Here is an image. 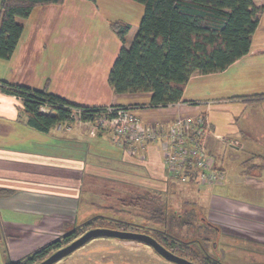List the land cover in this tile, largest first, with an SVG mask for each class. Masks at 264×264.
Listing matches in <instances>:
<instances>
[{
  "label": "crops",
  "instance_id": "0c3cea01",
  "mask_svg": "<svg viewBox=\"0 0 264 264\" xmlns=\"http://www.w3.org/2000/svg\"><path fill=\"white\" fill-rule=\"evenodd\" d=\"M99 1L66 0L61 5L35 8L29 18L19 21L24 26V32L11 59H0V80L41 91L46 89L48 93L83 107L134 106L130 108L131 111L145 124H170L181 114H203L213 131L207 142L212 164L223 173L217 190L221 188L220 192H223L226 185L237 186L251 199L244 202L228 195L209 197L210 217L221 224L219 227L225 235L244 237L264 245V163H259L264 160V153L251 152L250 157L240 163L238 173L231 171L221 152L223 147H230L228 143L236 142L237 147H230L235 151L230 160L235 163L241 160L236 155L239 149L249 144L264 145V100L256 103L244 101L247 97L264 95V38L257 39L263 15L248 55L223 72L195 75L187 83L200 82L201 88L215 83L219 90L211 88L209 91L206 88L203 99L201 94L184 91L180 104L151 109L148 106L151 93L116 94L109 84L112 66L121 48L129 47L136 35L137 31H133L135 27L139 28L144 7L136 10V24L124 14L117 16L116 21L131 26L126 43H122L112 30V20L106 14L100 20L105 29L98 40L94 39L92 27L98 20ZM108 1L131 5L134 2ZM260 1L264 2H257ZM257 2V6H264V3L258 5ZM86 20L90 23L91 31L83 35L81 28ZM217 91L225 96L221 98L226 99L225 103H214ZM142 98L146 100H138ZM191 102L199 106L189 105ZM20 107V99L0 89V188L15 191L9 197H0L1 215H13L21 208H29V212L44 214L37 220L42 227L51 224V229H63L79 218L78 213L75 219L71 218L69 212L74 205L80 208L81 193L92 192L106 181L114 183V179L108 177L106 180L100 172L113 174L116 171L122 176L130 174L138 178L144 174L137 166L138 161L132 160L134 163L131 165L129 161L124 162L128 156L113 141L110 132L96 135L95 132L91 133L92 129L86 130L87 127L84 129L85 126L78 125L71 132L54 128L49 134H43L29 127L24 119L18 118ZM80 146H88V151L75 153L76 147ZM159 146V143L152 144L147 152V171H153L157 179L165 176ZM120 151L124 152L125 157H121ZM214 186L202 187L193 182L189 188L207 191ZM7 222L16 224L11 220ZM21 240L23 242L16 245L19 252L41 247L44 243L39 237L27 242L24 238Z\"/></svg>",
  "mask_w": 264,
  "mask_h": 264
},
{
  "label": "trees",
  "instance_id": "16d2710c",
  "mask_svg": "<svg viewBox=\"0 0 264 264\" xmlns=\"http://www.w3.org/2000/svg\"><path fill=\"white\" fill-rule=\"evenodd\" d=\"M134 1L144 7V13L131 44L129 47L123 46L118 53L109 74V84L116 94L151 93L148 105L151 109L180 103L190 78L223 72L248 55L264 13V6L256 5L258 0ZM65 2L66 0H1L0 59L9 60L13 56L24 32L20 20L29 18L37 7L61 5ZM110 26L122 43H126L131 26L121 21L112 22ZM0 89L21 100L18 118L24 119L29 127L43 134H49L59 124L73 123V110L80 111L83 122H91L95 115L107 109L75 105L48 93L46 89L36 90L2 80ZM263 100L264 95H260L247 97L244 101L256 103ZM128 159L130 165L137 161L129 156ZM139 162L137 166L145 173L148 162ZM150 171H147L148 174L156 180L155 173ZM157 180L168 182L164 176ZM14 193V190L0 188V197H9ZM135 200L131 201L135 202L134 206L149 207L151 220L168 228L171 213L166 202L157 203L148 194ZM177 216L182 219V215L177 213ZM105 219L100 215L94 216L81 226L65 232L62 237L20 259L6 261V264H39L78 239L80 227L90 225V229L100 228L96 223H105ZM203 260L205 264L217 262L208 254Z\"/></svg>",
  "mask_w": 264,
  "mask_h": 264
},
{
  "label": "rangeland",
  "instance_id": "374dc122",
  "mask_svg": "<svg viewBox=\"0 0 264 264\" xmlns=\"http://www.w3.org/2000/svg\"><path fill=\"white\" fill-rule=\"evenodd\" d=\"M257 3L258 5H262L264 2L260 1ZM142 7L141 4L135 1L131 5L127 3H114L108 0H100L97 3L96 17L98 20H96L94 27H92L94 39L97 38L99 40L105 29V26L102 24L103 22H100L105 14L111 18L112 22L117 20V16H122L124 14V16H127L133 24H136V10L138 8L142 9ZM132 11L134 15L132 14ZM261 20L260 33L257 39L264 38V13ZM135 28L136 29L133 32L138 30L137 27ZM90 31V23L86 20V23L83 22L82 24L81 33L87 35ZM206 88H208L209 91H211V88H214V91L220 89H217L215 83L211 86L207 85L206 87L201 88L200 82L196 81L187 84L185 92H188L189 94H201V98L203 99L207 92ZM215 96L217 99L213 100L215 101L214 103H225L226 99H221L225 96L221 95L219 91L216 92ZM138 100L144 101L146 99L142 98ZM105 112L95 115L93 121L85 122L84 124L80 122V117L78 118L76 114L77 120L74 121L75 123L73 122L72 130L75 126L78 127V125H83L85 126V128L83 127L84 129L87 127L86 130L92 129L91 133L95 132L97 135L110 132L111 137H113V131H111L110 128L101 126V122L98 121L100 118H106ZM63 130L67 131L66 128ZM87 148L88 146L81 148L76 147L75 153L82 154V151L84 153ZM232 148L225 146L221 150L224 154L223 158L227 160L232 172L239 171L240 163L247 160L250 157L251 152L264 153V145L249 144V146L247 145L244 149H239L236 155L241 157V160L238 159V161L233 163L230 160V157L235 154V151L232 150ZM120 152H122L121 157L122 155L125 157L124 152ZM111 158L118 160L120 157L118 159L114 157ZM128 161L124 160L126 163H128ZM95 162L98 165L101 164L98 163V161ZM259 163L263 164L264 160ZM99 166L105 167L103 165ZM105 168H107V166ZM113 172V174L109 171L103 173L100 172V175L105 176L106 180H108V177L114 179V183L109 184L108 181H106L105 184H99L96 190L92 189V192L87 193L84 191L81 193L82 200L80 201V208L78 205H74L72 211L69 212L71 218L75 219L77 213L79 218L76 219L75 222H67L68 224L63 229H51V224L46 226V228L45 226L42 227L40 224L41 222L37 223V220L42 218L44 214H39V212H29V208H21L13 215L0 214V264H6V261L17 260L30 251H34L40 247H32L28 251L19 252L16 250V245L23 242L22 240L19 241L20 238L26 239L24 241L27 242L28 239L39 237V239H43V245H45L58 237H62L65 232L74 227L81 226V224L97 215L106 217L105 223H96L100 228L148 234L174 254L196 264H205L203 258L207 254L214 261H217L211 264H264V245L253 243L244 237L242 239L231 234L225 235L222 228L219 227L221 224L216 222V220H213L214 218L210 217L211 207L208 204L209 197L211 198L215 195H228L230 198H238L244 200V202H247L248 199L251 200L249 195L243 192L242 188L226 185V189L223 192H220L221 188L217 190L218 188L216 187L219 185L217 184L212 190L206 191L205 189L198 190L196 188H189L193 183L183 184L170 181L166 183L165 181L162 182L161 180H157V178L154 180L147 171L142 174V176L139 175L140 178L130 174L122 176L120 172L119 174L116 171ZM201 186L204 187L203 185ZM227 188L229 191H227ZM147 194L157 203L160 201L167 203L169 213H171L168 228H164L161 223H156L154 219L151 220L152 213L151 210H149V207L133 205L136 202L135 199L137 197H144ZM134 200L135 202L131 203V201ZM90 202H92V205H89ZM125 203H127V205H124ZM175 211L182 215V219L180 216H177ZM10 220L15 221L16 224H8L7 221ZM9 225L14 228H11ZM94 228L96 227H93L92 229ZM156 228H159V230H155ZM89 229L90 225L80 227L78 230V236L81 237L85 232H88ZM36 234L40 236H37ZM56 264L173 263L164 260L146 244L100 237L93 239L73 254L64 257Z\"/></svg>",
  "mask_w": 264,
  "mask_h": 264
},
{
  "label": "built area",
  "instance_id": "2783aa9c",
  "mask_svg": "<svg viewBox=\"0 0 264 264\" xmlns=\"http://www.w3.org/2000/svg\"><path fill=\"white\" fill-rule=\"evenodd\" d=\"M180 103L174 104L178 105ZM191 106L199 104L189 103ZM173 106V105H172ZM81 117L73 110V122ZM106 118H100V125L110 128L113 141L122 147L125 154L146 163L147 152L152 144H160V159L165 170V180L178 183H197L200 186L217 185L223 179V173L212 164L207 142L213 134L212 126L203 114H181L170 124H145L131 109L108 107ZM80 122H83L79 118ZM75 123V122H74ZM72 124H59L56 128L72 131ZM237 147L234 141L228 143Z\"/></svg>",
  "mask_w": 264,
  "mask_h": 264
},
{
  "label": "water",
  "instance_id": "95a60500",
  "mask_svg": "<svg viewBox=\"0 0 264 264\" xmlns=\"http://www.w3.org/2000/svg\"><path fill=\"white\" fill-rule=\"evenodd\" d=\"M100 237L114 238L120 241H133L140 242L150 246L159 256H161L167 262L173 264H196L190 260L180 257L167 249L164 245L158 242L155 238L148 234L121 231L117 229L109 228H94L83 234L81 237L68 244L64 248L56 251L50 255L47 259L43 260L39 264H56L64 257L73 254L75 251L92 241L93 239Z\"/></svg>",
  "mask_w": 264,
  "mask_h": 264
}]
</instances>
